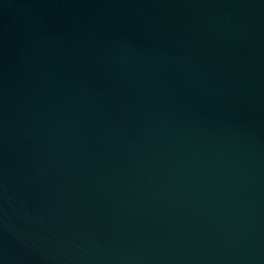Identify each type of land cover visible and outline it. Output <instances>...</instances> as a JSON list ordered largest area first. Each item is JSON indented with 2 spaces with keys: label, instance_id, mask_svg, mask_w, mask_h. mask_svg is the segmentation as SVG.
<instances>
[{
  "label": "water",
  "instance_id": "obj_1",
  "mask_svg": "<svg viewBox=\"0 0 264 264\" xmlns=\"http://www.w3.org/2000/svg\"><path fill=\"white\" fill-rule=\"evenodd\" d=\"M0 264H264V0H0Z\"/></svg>",
  "mask_w": 264,
  "mask_h": 264
}]
</instances>
